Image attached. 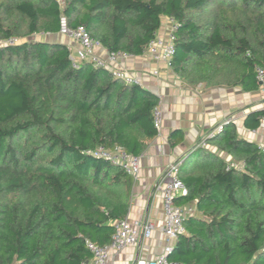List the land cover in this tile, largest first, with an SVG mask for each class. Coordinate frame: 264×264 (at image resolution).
<instances>
[{
    "label": "trees",
    "instance_id": "16d2710c",
    "mask_svg": "<svg viewBox=\"0 0 264 264\" xmlns=\"http://www.w3.org/2000/svg\"><path fill=\"white\" fill-rule=\"evenodd\" d=\"M61 16L129 56L171 19L169 68L190 85L254 92L264 67V0H0V264H88L87 243H109L126 218L133 180L90 152L140 156L158 133L155 94L89 61L73 67L67 44L36 37L57 35ZM262 117L243 125L256 130ZM204 142L180 159L188 193L174 203L194 213L168 258L264 264V152L229 123Z\"/></svg>",
    "mask_w": 264,
    "mask_h": 264
},
{
    "label": "crops",
    "instance_id": "0c3cea01",
    "mask_svg": "<svg viewBox=\"0 0 264 264\" xmlns=\"http://www.w3.org/2000/svg\"><path fill=\"white\" fill-rule=\"evenodd\" d=\"M163 24V23H162ZM162 29H159V31ZM159 31L157 33H159ZM44 39V38H42ZM47 41L67 44L72 53L77 45L57 34L46 37ZM100 57L106 56V49L97 47ZM115 68L125 70L138 79L140 85L159 98L162 123L157 135L148 141L140 155L138 178L132 180L127 218L151 221L154 229L149 238H140L135 245L121 251H112L106 264H136L138 259H154L162 251L166 240L161 231L163 211L161 198L154 187L170 164L182 159L194 146H198L219 125H234L237 134L264 145V125L248 130L243 125L244 117L251 112L264 109V102L258 91L243 92L239 87H205L183 82L170 68L155 64L146 54L120 59ZM157 68V75L152 71ZM181 139L171 145L168 140L173 133ZM225 158V155L221 154ZM183 207V206H180ZM188 209L189 206H184ZM194 213V210L192 211ZM88 264H94L91 260Z\"/></svg>",
    "mask_w": 264,
    "mask_h": 264
},
{
    "label": "built area",
    "instance_id": "2783aa9c",
    "mask_svg": "<svg viewBox=\"0 0 264 264\" xmlns=\"http://www.w3.org/2000/svg\"><path fill=\"white\" fill-rule=\"evenodd\" d=\"M171 26L164 35L156 34L155 37L145 47L144 54L155 64H162L170 67V61L174 53V36L172 34L175 29V24L171 19ZM58 34L66 37L70 42L77 45L74 53H72V66L76 67L79 61H89L95 68H105L109 70L112 77L122 80L128 84H140L138 79L129 75L121 68H115L114 65L120 59H125L129 55L116 51L106 52L105 57H100L96 54L95 49L100 47V43L92 39L83 26L69 28L64 17L59 19ZM16 39H8L7 44H13ZM159 70L155 68L152 71L153 75H157ZM255 79L258 83V92L264 102V67L255 69ZM264 105V104H263ZM264 108V107H263ZM162 123V110L160 103L153 110V125L157 132L160 131ZM261 125H264V117L260 119ZM222 129V125L217 126L207 138H211L216 132ZM198 146H205V142H201ZM264 152V145H259ZM92 155L109 160L120 166L133 180L138 178L140 170V156H133L126 153L120 147L106 149L98 147L90 152ZM181 160L175 161L163 172L155 184V191L159 193L161 198V206L163 211V222L161 225L162 234L165 237L166 244L163 251L154 259H138L136 264H184L176 262L168 258V254L172 250V244L176 237L185 233L183 224L184 217L193 211L191 207L184 209L174 203L177 197H185L188 193L186 186L178 177ZM114 231L111 235L109 243L99 246L92 243H87V247L92 255L94 264H106L107 259L112 251H121L124 248L135 245L142 237L147 239L151 236L154 229V224L151 221L131 220L124 218L116 221L113 224Z\"/></svg>",
    "mask_w": 264,
    "mask_h": 264
},
{
    "label": "rangeland",
    "instance_id": "374dc122",
    "mask_svg": "<svg viewBox=\"0 0 264 264\" xmlns=\"http://www.w3.org/2000/svg\"><path fill=\"white\" fill-rule=\"evenodd\" d=\"M169 22H170L169 20L163 19V21H162V23H163L162 24V29L159 31L158 34L164 35L166 33V31L169 30V27L171 26V24ZM36 37L46 39L47 36L46 35H38Z\"/></svg>",
    "mask_w": 264,
    "mask_h": 264
}]
</instances>
